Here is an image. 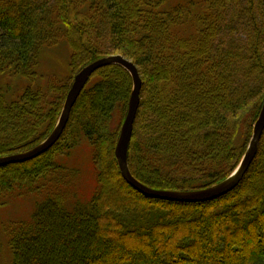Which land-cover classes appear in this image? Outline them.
Segmentation results:
<instances>
[{
	"label": "trees",
	"instance_id": "16d2710c",
	"mask_svg": "<svg viewBox=\"0 0 264 264\" xmlns=\"http://www.w3.org/2000/svg\"><path fill=\"white\" fill-rule=\"evenodd\" d=\"M61 40L76 74L107 55L137 66L127 165L138 181L190 192L238 167L264 91V0H0V157L54 129L75 73L45 79L41 56ZM131 90L126 69L98 68L52 147L0 166V209H29L0 227V264H264V131L230 192L147 197L115 157ZM81 145L96 180L89 200L77 193L86 171L70 164Z\"/></svg>",
	"mask_w": 264,
	"mask_h": 264
},
{
	"label": "water",
	"instance_id": "95a60500",
	"mask_svg": "<svg viewBox=\"0 0 264 264\" xmlns=\"http://www.w3.org/2000/svg\"><path fill=\"white\" fill-rule=\"evenodd\" d=\"M110 64H117L126 69L132 79V90L129 97L127 113L122 122L118 141L115 146V157L117 159L120 174L123 180L128 185L147 197L168 201L192 203L205 202L220 197L233 190L240 183L244 175L247 173L249 166L257 153L258 145L264 131V103L260 110L258 118L254 122L252 136L240 164L238 165L236 170H234V172L224 181L214 186L197 191L179 192L151 188L138 181L131 174L127 165V151L133 132V124L140 103V89L142 80L137 66L131 60L125 58L120 54L98 58L80 69V71L75 74L73 78V82L67 92L65 101L63 103L59 119L48 137L30 150L0 157V166L30 160L41 155L50 147H52V145L59 139L60 135L62 134L67 124L71 108L74 105L82 88L84 87L88 77L98 68Z\"/></svg>",
	"mask_w": 264,
	"mask_h": 264
},
{
	"label": "rangeland",
	"instance_id": "374dc122",
	"mask_svg": "<svg viewBox=\"0 0 264 264\" xmlns=\"http://www.w3.org/2000/svg\"><path fill=\"white\" fill-rule=\"evenodd\" d=\"M172 1H176V0H172ZM69 53H70V49L68 47V44L65 41L62 42V40L56 45L46 48L44 50L43 55L41 56L44 58L42 59L43 63L41 64L43 66V70H42V72L44 73L43 77L47 79L46 76L48 77L58 76L60 79H62L60 82H63L65 78H69L71 82L73 78V74L77 70L75 71V69H71V67H68ZM18 83L19 85L17 84V87L19 88L24 85L23 81ZM12 84H13L12 86H14L15 83ZM260 97L261 99L258 100L259 111L261 110V107L263 106L264 103V91L262 92ZM75 153L77 156L70 161V164L76 167H80L82 172L86 171L85 175L83 176V181L80 182L81 186L80 185L79 187L77 186V193L80 197H82L83 200H89L93 192L96 190V180L94 175H92L93 170H92V166L90 165L88 147H86V145H81L76 149ZM28 210L29 209H22L21 207L17 208L16 206L15 208L0 209V227L2 225L8 224L9 221L19 219L21 217L19 215H26L28 213ZM4 245H5V240L0 230V250L2 249L3 251V249L5 248ZM7 259L9 264L10 258L7 257Z\"/></svg>",
	"mask_w": 264,
	"mask_h": 264
},
{
	"label": "bare ground",
	"instance_id": "6f19581e",
	"mask_svg": "<svg viewBox=\"0 0 264 264\" xmlns=\"http://www.w3.org/2000/svg\"><path fill=\"white\" fill-rule=\"evenodd\" d=\"M107 56H109V55H107ZM103 57H105V56H103ZM72 82H73V80H72ZM72 84V83H71ZM71 86V85H70ZM240 164V163H239Z\"/></svg>",
	"mask_w": 264,
	"mask_h": 264
}]
</instances>
